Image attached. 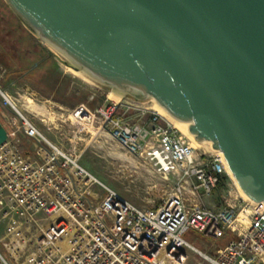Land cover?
<instances>
[{"label": "built area", "instance_id": "1", "mask_svg": "<svg viewBox=\"0 0 264 264\" xmlns=\"http://www.w3.org/2000/svg\"><path fill=\"white\" fill-rule=\"evenodd\" d=\"M0 264H264V203L203 205L230 179L220 152H205L148 106L103 101L70 114L67 146L49 141L0 91ZM93 98V97H92ZM90 124L172 186L160 205L140 210L80 164L78 135ZM26 140V144L23 143ZM239 202V201H236ZM248 226L237 222L240 212ZM229 236L213 257L188 244Z\"/></svg>", "mask_w": 264, "mask_h": 264}, {"label": "water", "instance_id": "2", "mask_svg": "<svg viewBox=\"0 0 264 264\" xmlns=\"http://www.w3.org/2000/svg\"><path fill=\"white\" fill-rule=\"evenodd\" d=\"M4 1L76 77L162 112L264 203V0Z\"/></svg>", "mask_w": 264, "mask_h": 264}, {"label": "rangeland", "instance_id": "3", "mask_svg": "<svg viewBox=\"0 0 264 264\" xmlns=\"http://www.w3.org/2000/svg\"><path fill=\"white\" fill-rule=\"evenodd\" d=\"M0 91L16 103L22 115L49 141L65 147L68 142L63 138L70 133L71 112L80 107L92 112L109 100L107 92L67 72L4 0H0ZM3 112L11 113L0 97V114ZM78 138L83 151L81 166L106 188L140 210L154 209L166 197L172 181L158 176L141 160L126 155L103 132L86 126ZM235 187L232 180L224 181L210 198L203 199V205L211 209H220L225 201L241 205L243 199ZM184 239L213 257L217 249L228 243L229 236L209 240L188 231ZM185 252L189 258L187 264L200 263L196 253Z\"/></svg>", "mask_w": 264, "mask_h": 264}, {"label": "bare ground", "instance_id": "4", "mask_svg": "<svg viewBox=\"0 0 264 264\" xmlns=\"http://www.w3.org/2000/svg\"><path fill=\"white\" fill-rule=\"evenodd\" d=\"M62 64V63H61ZM63 65V64H62ZM63 67H64V69L67 71V72H69V73H71L64 65H63ZM72 75H74L73 73H71ZM75 76V75H74ZM78 78V77H77ZM107 96H108V99L110 100V101H113V102H121L122 101V97H120V96H118V95H116V94H114V93H112L111 91H108L107 92ZM149 108H151L152 110H154L157 114H159L160 116H162L163 118H165L166 120H167V122H169V124H171L173 127H175L176 129H178L175 125H173L167 118H166V116L162 113V112H160L159 110H157L156 108H154V107H150V106H148ZM91 125L90 124H88L87 125V127H90ZM179 130V129H178ZM180 131V130H179ZM184 135V134H183ZM188 138V137H187ZM189 139V138H188ZM191 142H192V144H193V146H195L196 148H198V149H201V150H204L205 152H210L206 147H203V146H198V145H196V144H194V142L191 140V139H189ZM229 176H230V180H232V182L235 184V188H237V192H238V194L240 195V197L243 199V200H245V201H247V202H250V203H253L249 198H247L241 191H240V189L238 188V186L236 185V183H235V181H234V178H233V175L229 172ZM246 214L244 213V215L243 216H241V214H239L238 215V217H237V222L240 224V225H242V226H244V227H247L248 226V220H247V216H245Z\"/></svg>", "mask_w": 264, "mask_h": 264}, {"label": "trees", "instance_id": "5", "mask_svg": "<svg viewBox=\"0 0 264 264\" xmlns=\"http://www.w3.org/2000/svg\"><path fill=\"white\" fill-rule=\"evenodd\" d=\"M100 105V104H99Z\"/></svg>", "mask_w": 264, "mask_h": 264}]
</instances>
